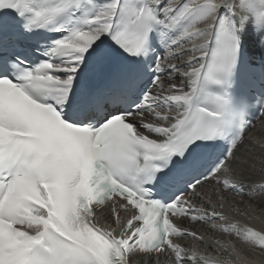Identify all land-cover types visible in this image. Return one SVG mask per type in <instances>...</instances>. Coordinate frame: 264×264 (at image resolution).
Returning a JSON list of instances; mask_svg holds the SVG:
<instances>
[{
    "label": "snow or ice",
    "instance_id": "snow-or-ice-1",
    "mask_svg": "<svg viewBox=\"0 0 264 264\" xmlns=\"http://www.w3.org/2000/svg\"><path fill=\"white\" fill-rule=\"evenodd\" d=\"M258 121L264 0H0V264H252Z\"/></svg>",
    "mask_w": 264,
    "mask_h": 264
},
{
    "label": "bare ground",
    "instance_id": "bare-ground-1",
    "mask_svg": "<svg viewBox=\"0 0 264 264\" xmlns=\"http://www.w3.org/2000/svg\"><path fill=\"white\" fill-rule=\"evenodd\" d=\"M262 124H263V126H262ZM262 132H264V122H258V123H257V126H256V129H254L253 134L259 136ZM234 199H239V198H234ZM257 211H259V209H258ZM225 214H226V215H229V217L232 218V217H231V213L227 210V208L225 209ZM252 223L255 224L257 227H262V226H264V223H262L261 220H253ZM190 227L196 228V227H199V225H191ZM208 230H209V229H208ZM204 231H205V230H204ZM209 231H210V230H209ZM210 232H211V231H210ZM213 234H216L217 237L214 238L213 235H212V233H210L209 235H204V237H205L206 240H209V237H211L212 240H209L210 243L213 241V238H214V239H217V238H218V239H220L222 242H227V241H229V240L231 239V238L228 237L227 235H223V236H222V235L219 234V233H213ZM198 247H200V246L198 245ZM252 264H264V257H262V256H260V255H258V254H257V255H254V256H253Z\"/></svg>",
    "mask_w": 264,
    "mask_h": 264
},
{
    "label": "rangeland",
    "instance_id": "rangeland-1",
    "mask_svg": "<svg viewBox=\"0 0 264 264\" xmlns=\"http://www.w3.org/2000/svg\"><path fill=\"white\" fill-rule=\"evenodd\" d=\"M196 228L203 235H209L210 233H212V235H213L214 238L217 237V235L216 234H213V232H210L206 226L199 225V227H196ZM214 238H213V240H214ZM187 243L192 244L193 242L192 241H187ZM195 246L198 247V245H195Z\"/></svg>",
    "mask_w": 264,
    "mask_h": 264
}]
</instances>
